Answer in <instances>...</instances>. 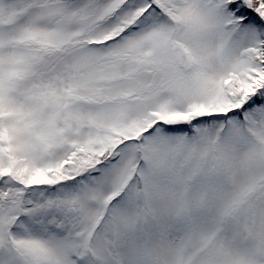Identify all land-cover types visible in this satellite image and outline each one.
Wrapping results in <instances>:
<instances>
[{
    "label": "snow or ice",
    "instance_id": "1",
    "mask_svg": "<svg viewBox=\"0 0 264 264\" xmlns=\"http://www.w3.org/2000/svg\"><path fill=\"white\" fill-rule=\"evenodd\" d=\"M0 264H264V0H0Z\"/></svg>",
    "mask_w": 264,
    "mask_h": 264
}]
</instances>
